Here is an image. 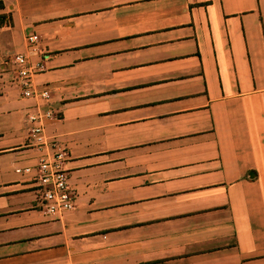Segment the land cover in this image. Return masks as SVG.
<instances>
[{
  "label": "crops",
  "instance_id": "obj_1",
  "mask_svg": "<svg viewBox=\"0 0 264 264\" xmlns=\"http://www.w3.org/2000/svg\"><path fill=\"white\" fill-rule=\"evenodd\" d=\"M0 264H264V0H0Z\"/></svg>",
  "mask_w": 264,
  "mask_h": 264
},
{
  "label": "built area",
  "instance_id": "obj_2",
  "mask_svg": "<svg viewBox=\"0 0 264 264\" xmlns=\"http://www.w3.org/2000/svg\"><path fill=\"white\" fill-rule=\"evenodd\" d=\"M36 36H28L25 39V47L28 51L35 50L37 44ZM15 74L22 83L23 97L35 98L43 102L49 101L48 92H36L32 90L31 79L35 75L36 70L41 69L40 66L32 68L28 57L25 55H17L13 59ZM53 119V114L50 110L44 112L39 111L36 115L29 118V121L34 125L31 134L36 138V143L44 146L42 143L43 123ZM65 156L62 153H57L51 158L40 162L36 168V176L34 183L40 192L41 204L45 215L51 219H60L64 215L70 213L74 208L75 194L68 188L67 172L63 168ZM20 173L21 171H17ZM25 174H30V169L22 171Z\"/></svg>",
  "mask_w": 264,
  "mask_h": 264
},
{
  "label": "rangeland",
  "instance_id": "obj_3",
  "mask_svg": "<svg viewBox=\"0 0 264 264\" xmlns=\"http://www.w3.org/2000/svg\"><path fill=\"white\" fill-rule=\"evenodd\" d=\"M14 59V58H13ZM12 74H13V72H12ZM17 76H16V74H13V78L15 79Z\"/></svg>",
  "mask_w": 264,
  "mask_h": 264
}]
</instances>
